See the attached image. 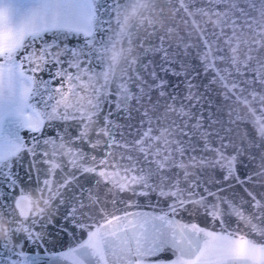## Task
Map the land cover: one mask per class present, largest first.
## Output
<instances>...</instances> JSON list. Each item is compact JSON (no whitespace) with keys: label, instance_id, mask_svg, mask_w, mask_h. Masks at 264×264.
<instances>
[{"label":"snow or ice","instance_id":"snow-or-ice-1","mask_svg":"<svg viewBox=\"0 0 264 264\" xmlns=\"http://www.w3.org/2000/svg\"><path fill=\"white\" fill-rule=\"evenodd\" d=\"M165 2L172 17L183 22L186 35L191 37L195 32L197 44L178 37L180 45L185 52L192 47L199 50L205 73H211L212 82L223 89L229 115L250 121L256 136L264 141V91L256 90L257 86L264 90V57L253 55L264 52V0H259V8L257 0ZM129 4L147 6L141 0H0V182L6 184L8 197L14 200V205L8 203L0 187V235L3 248L9 252L0 256V264H41L39 254L25 253L22 245L14 252L12 237L24 234L29 242L43 243L42 234L35 229L43 226L54 200L59 197L60 204L66 203L63 193L70 185L79 187L80 192L68 201L71 206L65 219L86 232V239L67 251L48 254L49 264H155L149 258L166 249L175 255L168 264H264V192L245 187L249 199L241 198L240 204L222 197L219 193L223 189L212 192L205 188L207 195H200L196 191L200 178L193 171L218 166L226 173L225 181L231 178L242 186L256 183L264 187V165L241 179L236 171L241 149L227 155L224 149L229 145L223 143L224 137H219L221 144L214 147V133L201 131L202 116L190 123V108L183 103L177 107L175 96L160 115H155L159 100L144 108L133 139H125L123 133L117 138L115 129L119 126L110 119L111 111L100 122L106 104L115 103L117 110L128 112L132 102L143 107L141 102L148 92L166 87L164 80L147 84L137 70L139 54L131 58L126 54L133 45L137 53L140 49L158 52L164 62H173L169 42L176 30L164 29V34L157 36L159 46L144 47L156 31H145L143 37L124 31L121 13ZM113 20L119 31H114ZM117 37L129 47L116 50ZM70 38H82L83 42L78 48L70 47L65 43ZM150 64L142 65L143 69ZM49 65L55 68L50 77L38 78ZM150 75L155 81V70ZM165 95L161 90L160 97ZM148 99L151 101L150 96ZM185 99L199 98L190 93ZM240 108L247 109L245 116L239 114ZM54 121L73 122L76 135L70 136L65 128L56 137L38 139L33 135L30 144L21 135L22 131L42 134ZM197 135L202 147L197 146ZM83 144L91 151L85 152ZM97 149H103V154H93ZM197 152L214 153L215 159ZM24 153L33 158L41 155L47 165V178H37L36 199L25 192L14 172V164ZM58 171L64 173L60 181L56 179ZM77 173L96 177V185L103 184L110 193L148 196L157 192L171 203L159 213L123 211L117 215L108 211L92 189L77 184ZM17 190L19 196L13 197ZM208 197L215 202L208 203ZM116 202L114 199L113 205ZM189 204L204 208L212 221L211 229L175 219L178 209ZM222 205L227 206V214ZM133 206L130 201L128 207ZM232 216L236 217L235 228L228 226ZM216 224L219 230H215Z\"/></svg>","mask_w":264,"mask_h":264},{"label":"water","instance_id":"water-1","mask_svg":"<svg viewBox=\"0 0 264 264\" xmlns=\"http://www.w3.org/2000/svg\"><path fill=\"white\" fill-rule=\"evenodd\" d=\"M111 2V0H108ZM142 3H146V7H134L129 4L121 13L122 29L124 31H129L132 36H141L147 32L156 31V35L150 38V43L145 44L144 47H157L159 46V41L157 36L163 35L164 29L173 28L176 31L173 32L170 39V60L173 61L171 64L166 63L162 60L161 53L158 52H148L145 53L143 49L137 50L135 45L132 46V51L126 54L131 58L139 54L140 64L137 65V70L140 71L144 80L147 84L151 85L157 83L159 80L166 81V87L164 89H153L145 96L142 100L143 107L132 102L129 105V111L125 112L123 110H117L115 103L108 105L106 104L103 111L100 114V122L103 121V116L109 111L112 112L110 119L119 127L115 129L117 133V138L119 139L121 133H123L125 139H133L136 130L139 126L141 119H143L141 113L144 108H151L157 100H159V107L156 109L155 115H160L164 111V107L168 103H172L171 97H176V106L179 107L183 103L186 108H190L193 119L189 121L190 123H195V117L202 116L203 118V128L201 131L207 130L213 132L214 135L211 137L214 147H219L221 140L219 137H224L223 143L229 146L224 149L227 155L235 154L237 149H241V154L237 157L236 161V171L240 175L241 179L245 175H251L257 173L261 170V166L264 165V141H261L259 137L256 136L254 128L251 122H242L236 120L235 114L229 115V103L223 99L222 92L223 89L218 83L212 82V74L205 73L203 65L200 62L198 49L195 47L189 48L185 52L178 37H184V42L188 44H197V36L195 32L192 33L191 37L186 35V29L183 22L177 18L172 17V9L166 4L165 0H141ZM243 6V5H242ZM257 8L260 7L259 0H257ZM107 18V17H105ZM151 21V26L149 25ZM114 31H119L116 29L115 21L113 20ZM83 42L82 38H70L65 43L70 47H79ZM138 44L139 41L137 40ZM63 47V44L61 45ZM121 47L127 49L129 45L124 42L122 37L116 38L115 49L119 50ZM165 47H169L166 44ZM253 55H259L264 57V52L253 53ZM63 58V57H62ZM67 58H70L67 57ZM149 68L147 70L143 69L142 65L148 64ZM167 69V70H164ZM155 70L157 78L154 81L150 72ZM55 71L52 65L47 67V70L38 73V78L48 79L50 75ZM119 72V69H117ZM191 85V87H190ZM132 87V91L135 92L136 88ZM163 90L166 95L160 97V91ZM258 92L264 91L258 86L256 88ZM147 92V89H146ZM192 94L198 97V100H188L185 99ZM150 96L151 101L148 97ZM38 99V98H37ZM114 101L115 97H111ZM232 107H237L232 105ZM256 107V105H253ZM139 108V111L137 110ZM247 109L240 108L239 114L245 116ZM176 119L175 116L171 117ZM234 121V122H233ZM67 128V132L70 136H75L77 133L76 125L73 122H68L67 124L61 121H54L50 126H46L42 134H33L27 131H22L21 135L25 137V140L30 144L31 137L36 135L38 139L43 137H56L58 132H63ZM231 129V131H228ZM218 133V136L215 135ZM95 138V137H94ZM196 140L199 141L198 147H202L203 141L200 140L199 135H197ZM256 145H261L256 147ZM85 152H90L91 149L87 144L81 145ZM96 155H102L103 149H97ZM196 155H204L209 160L215 159L214 153H201L197 152ZM43 157L37 155L32 157L28 153H24L20 160L14 164V172L19 178L21 186L24 188L25 192L31 194L33 199H36L37 193L35 188L37 186V178L43 181L47 178V165L42 163ZM33 161H35V166H33ZM69 171V167L65 164L64 173ZM195 175L200 178L201 186L196 189L200 195H207L204 191L207 188L209 191L217 192L219 189H223L219 194L222 197H226L233 200L235 203L240 204L241 198L248 200L244 188L247 187L256 193L264 192V187L259 186L256 183H248L246 185H240L235 179L224 180L225 172L218 166H205L199 170H193ZM64 173L57 172L56 179L58 181L62 180ZM78 181L77 184L84 189H92L93 194L98 196L103 204L107 205L109 212H115L119 215L123 211L127 212H156L159 213L161 210H167L168 204L171 203V199L161 198L158 196L157 192H150L148 196H134L131 193H110L106 186L101 184L97 186L95 181L96 177L84 174L80 175L77 173ZM31 177V179H29ZM195 178V176L193 177ZM264 179V178H261ZM186 187V185H181ZM0 187H3L5 192V200L8 203H13L14 200L9 199V190L6 184L0 182ZM80 188L76 185H70L63 193V197L66 201L65 204H60V198L58 197L54 200L51 206L47 209L46 215L42 220V227L37 225L35 231L40 232L43 236V243H32L29 242L24 234L13 235L12 245L14 252H19L22 245V250L30 255L39 254L41 264H49L50 253H60L67 251L68 248L75 247L76 244L86 239V232H83L79 227L75 226L71 219H65L68 211L70 210V204L68 201L73 194L79 195ZM13 197L19 196V190L12 193ZM85 203H87V192L84 193ZM116 200V204L113 205L112 201ZM134 202L136 206L128 207L129 202ZM213 197H208V203H214ZM41 207L43 205L41 204ZM224 212L228 213V208L226 205H222ZM251 211V209H247ZM7 216V212H5ZM99 219V217H97ZM175 219L183 224L196 223L201 227L212 228L213 224L209 217L206 216L205 210L201 206L197 205H186L183 209H178ZM87 222V221H85ZM228 226L230 228H235L237 226L236 217L232 216L228 219ZM243 228V225H241ZM215 230H219V224L215 225ZM3 237L0 235V256H7L9 252L3 248ZM15 246V247H13ZM14 259L17 257H13ZM175 259V255L172 250L166 249L155 257H150L149 260L155 262V264H168L171 260Z\"/></svg>","mask_w":264,"mask_h":264}]
</instances>
